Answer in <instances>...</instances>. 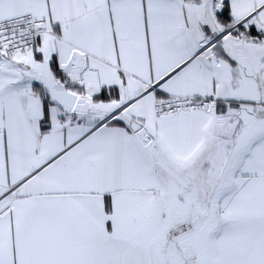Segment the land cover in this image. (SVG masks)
<instances>
[{
  "label": "snow or ice",
  "instance_id": "6c2138e0",
  "mask_svg": "<svg viewBox=\"0 0 264 264\" xmlns=\"http://www.w3.org/2000/svg\"><path fill=\"white\" fill-rule=\"evenodd\" d=\"M0 264H264V0H0Z\"/></svg>",
  "mask_w": 264,
  "mask_h": 264
}]
</instances>
